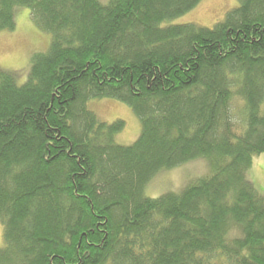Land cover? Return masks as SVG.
I'll list each match as a JSON object with an SVG mask.
<instances>
[{"label":"trees","instance_id":"trees-1","mask_svg":"<svg viewBox=\"0 0 264 264\" xmlns=\"http://www.w3.org/2000/svg\"><path fill=\"white\" fill-rule=\"evenodd\" d=\"M201 0H0L52 34L25 83L0 68V264H264V0L212 28L165 21ZM142 121L108 123L93 98ZM200 157L181 193L144 194L160 170Z\"/></svg>","mask_w":264,"mask_h":264},{"label":"rangeland","instance_id":"rangeland-1","mask_svg":"<svg viewBox=\"0 0 264 264\" xmlns=\"http://www.w3.org/2000/svg\"><path fill=\"white\" fill-rule=\"evenodd\" d=\"M107 4L109 0H101ZM238 5V0H201L192 10L165 21L163 25L194 23L212 28L223 21L227 13ZM52 34L42 30L30 17V9L21 7L16 14V27L0 30V68L15 74L17 82L27 81L35 54L49 50ZM103 121L122 120L125 128L116 135V142L132 145L142 132V121L132 106L112 97L93 98L88 103ZM211 160L200 157L156 173L144 186L148 197H160L169 192L181 193L189 184L212 171ZM255 187L264 194V153L255 157L249 170ZM4 241V226L0 223V246Z\"/></svg>","mask_w":264,"mask_h":264}]
</instances>
